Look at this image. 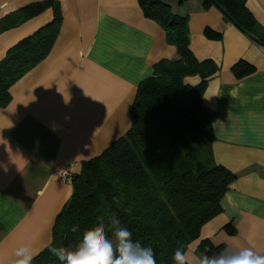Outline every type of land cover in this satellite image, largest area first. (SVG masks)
Masks as SVG:
<instances>
[{"label": "crops", "instance_id": "0c3cea01", "mask_svg": "<svg viewBox=\"0 0 264 264\" xmlns=\"http://www.w3.org/2000/svg\"><path fill=\"white\" fill-rule=\"evenodd\" d=\"M38 1L0 0V18ZM57 1L62 23L50 52L10 87L11 100L0 107V264H14L22 244L38 253L50 244L72 194L71 181L57 172L65 166L77 172L117 140L139 83L158 61L177 58L138 0ZM163 1L187 16L194 57L218 66L201 102L213 118L214 162L235 175L221 212L202 226L190 251L206 239L264 255V0H244L256 20L252 37L214 4ZM51 19L48 9L1 32L0 60ZM239 61L244 70L234 73ZM185 80L194 85L199 77Z\"/></svg>", "mask_w": 264, "mask_h": 264}, {"label": "trees", "instance_id": "16d2710c", "mask_svg": "<svg viewBox=\"0 0 264 264\" xmlns=\"http://www.w3.org/2000/svg\"><path fill=\"white\" fill-rule=\"evenodd\" d=\"M181 3L183 0H176ZM148 18L165 32L177 58L162 59L142 80L131 105L129 124L101 154L82 161L72 174V194L52 227V246L75 247L82 233L115 213L132 239L150 246L157 264H173L174 250L197 239L202 226L218 215L223 194L235 179L214 162L211 142L212 115L201 99L218 66L197 60L189 48L187 16L171 12L163 0H138ZM252 37L256 20L244 0H204ZM52 19L10 47L0 60V107L10 100V87L50 52L62 23L57 0L25 5L0 18V33L15 28L46 10ZM244 64L237 62L238 73ZM197 76L192 85L187 77ZM119 197L121 207L113 202ZM122 208L130 209V214ZM73 225L79 230L72 232ZM233 230H229L232 233ZM48 245V246H49ZM45 247L32 264H59ZM225 245L201 240L197 251L219 252Z\"/></svg>", "mask_w": 264, "mask_h": 264}, {"label": "clouds", "instance_id": "9594fccd", "mask_svg": "<svg viewBox=\"0 0 264 264\" xmlns=\"http://www.w3.org/2000/svg\"><path fill=\"white\" fill-rule=\"evenodd\" d=\"M113 202L121 207L119 197L113 196ZM130 214V209L122 208ZM100 217L99 222L82 233L75 247L48 246L50 254L59 264H157L156 255L150 246H143L132 239L133 233L122 226L120 218L111 213ZM79 230L73 225L72 232ZM38 252L29 244L15 249L14 264H32ZM173 264H264V255L252 247H233L228 245L219 252L212 253L205 248L191 252L190 245L181 244L174 250Z\"/></svg>", "mask_w": 264, "mask_h": 264}, {"label": "built area", "instance_id": "2783aa9c", "mask_svg": "<svg viewBox=\"0 0 264 264\" xmlns=\"http://www.w3.org/2000/svg\"><path fill=\"white\" fill-rule=\"evenodd\" d=\"M57 177L61 181H71L72 167L65 166L57 172Z\"/></svg>", "mask_w": 264, "mask_h": 264}, {"label": "rangeland", "instance_id": "374dc122", "mask_svg": "<svg viewBox=\"0 0 264 264\" xmlns=\"http://www.w3.org/2000/svg\"><path fill=\"white\" fill-rule=\"evenodd\" d=\"M167 3V1H165ZM177 2V1H176ZM168 4V3H167ZM170 6V5H169ZM172 13H174L173 11H171Z\"/></svg>", "mask_w": 264, "mask_h": 264}]
</instances>
